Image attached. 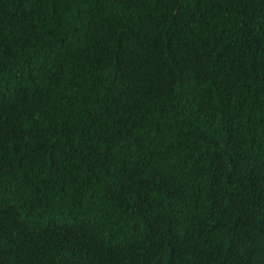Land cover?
<instances>
[{
	"label": "trees",
	"instance_id": "1",
	"mask_svg": "<svg viewBox=\"0 0 264 264\" xmlns=\"http://www.w3.org/2000/svg\"><path fill=\"white\" fill-rule=\"evenodd\" d=\"M0 264H264V0H0Z\"/></svg>",
	"mask_w": 264,
	"mask_h": 264
}]
</instances>
